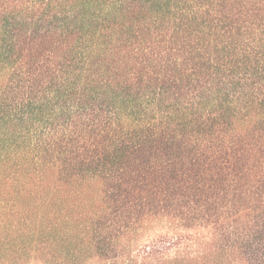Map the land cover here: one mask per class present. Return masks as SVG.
Wrapping results in <instances>:
<instances>
[{
    "label": "trees",
    "instance_id": "1",
    "mask_svg": "<svg viewBox=\"0 0 264 264\" xmlns=\"http://www.w3.org/2000/svg\"><path fill=\"white\" fill-rule=\"evenodd\" d=\"M0 264H264V0H0Z\"/></svg>",
    "mask_w": 264,
    "mask_h": 264
}]
</instances>
